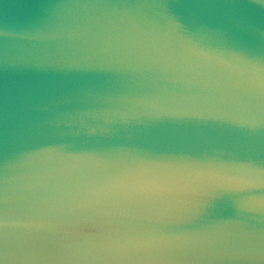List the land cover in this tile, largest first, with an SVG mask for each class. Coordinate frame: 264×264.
I'll return each mask as SVG.
<instances>
[{"label": "water", "instance_id": "water-1", "mask_svg": "<svg viewBox=\"0 0 264 264\" xmlns=\"http://www.w3.org/2000/svg\"><path fill=\"white\" fill-rule=\"evenodd\" d=\"M0 264H264V0H0Z\"/></svg>", "mask_w": 264, "mask_h": 264}]
</instances>
